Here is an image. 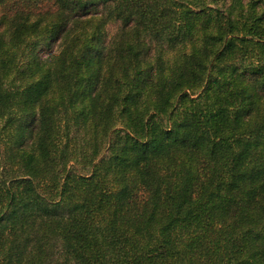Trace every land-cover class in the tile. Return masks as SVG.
<instances>
[{"label": "trees", "instance_id": "16d2710c", "mask_svg": "<svg viewBox=\"0 0 264 264\" xmlns=\"http://www.w3.org/2000/svg\"><path fill=\"white\" fill-rule=\"evenodd\" d=\"M0 264H264V0H0Z\"/></svg>", "mask_w": 264, "mask_h": 264}, {"label": "rangeland", "instance_id": "374dc122", "mask_svg": "<svg viewBox=\"0 0 264 264\" xmlns=\"http://www.w3.org/2000/svg\"><path fill=\"white\" fill-rule=\"evenodd\" d=\"M116 27H117V24L114 23V22H110L107 27H106V36H107V39L114 33V31L116 30ZM56 44H57V41L54 42V45L52 46L51 48V51L55 50L56 49ZM41 49H44L43 47ZM42 53L44 52V50L41 51Z\"/></svg>", "mask_w": 264, "mask_h": 264}]
</instances>
